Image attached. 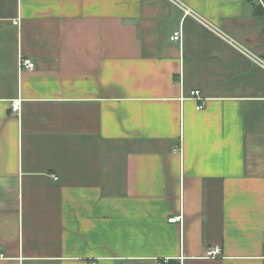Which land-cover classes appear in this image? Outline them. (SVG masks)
Segmentation results:
<instances>
[{"label": "crops", "instance_id": "crops-1", "mask_svg": "<svg viewBox=\"0 0 264 264\" xmlns=\"http://www.w3.org/2000/svg\"><path fill=\"white\" fill-rule=\"evenodd\" d=\"M182 1L0 0V264H264V8Z\"/></svg>", "mask_w": 264, "mask_h": 264}, {"label": "built area", "instance_id": "built-area-1", "mask_svg": "<svg viewBox=\"0 0 264 264\" xmlns=\"http://www.w3.org/2000/svg\"><path fill=\"white\" fill-rule=\"evenodd\" d=\"M171 3H173L174 5H176L178 8H180L183 12V17H192L193 19L197 20L200 24H202L203 26L207 27L208 29L211 30H215L214 27H212V25L210 23H208L207 21H205L202 17H200L190 6H188L186 3H184L182 0H169ZM255 3H257L259 6H261L262 8H264V0H251ZM221 34V32H218ZM170 40L174 41V42H181L182 40V30L179 28L177 30H175L172 35L170 36ZM257 62L264 67V63L256 58ZM34 67V62L31 61L30 59H25V58H20L19 59V68H26V69H32ZM190 99H194L198 101H201L202 96L199 90H191L188 94V97ZM20 106V102L19 100H15L13 101L12 104V109L13 110H18ZM202 107V103H197L196 104V109H200ZM54 179H57L56 175H53ZM177 218L179 217H170L169 221L170 222H174L175 220H177ZM219 252V249L216 247H212V248H208L205 251V255L208 256H213L215 254H217Z\"/></svg>", "mask_w": 264, "mask_h": 264}]
</instances>
